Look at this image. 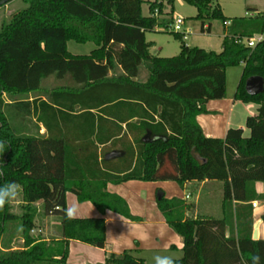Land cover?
<instances>
[{
  "label": "trees",
  "instance_id": "obj_1",
  "mask_svg": "<svg viewBox=\"0 0 264 264\" xmlns=\"http://www.w3.org/2000/svg\"><path fill=\"white\" fill-rule=\"evenodd\" d=\"M12 1L0 0V8ZM23 1L27 6L0 29V185L12 181L21 185L24 245L13 249L1 243L7 223L17 218L8 203L0 210V264H67L71 240L105 248L106 219H68L67 193H75L79 202H92L103 214L111 210L138 221L127 200L108 191V184L129 180H174L181 186L188 181H222V218H188L186 200L158 191V208L184 241L177 264H251L253 254L264 264V236L253 239L252 204L260 200L264 208V192L259 194L256 188L258 182L264 184V92L250 95L245 88L248 77H264V42L252 48L243 41L264 32V15L231 19L220 52L183 41L179 54L163 57L151 54L152 43L146 39L147 31H160L156 11L162 12L163 2ZM186 1L197 7L203 30L210 29L206 20L228 21L217 0ZM144 3H149V16L143 14ZM176 36L184 39L180 33ZM71 40L93 42L96 48L75 55L68 49ZM241 64L235 98L259 105L258 114L246 121L250 135L244 136L242 128H230L224 138L208 137L197 117L208 112V101L226 96L227 69ZM117 66L122 72L117 73ZM142 67L149 73L146 81L136 80ZM52 75L70 76L81 89L90 90V100L82 105L91 117L93 135L20 133L15 118L28 116H36L51 130L55 92L46 91L48 101H29L25 96L43 91V80ZM96 109L102 112L98 117ZM122 110L128 116H119ZM103 114L127 122L129 129L135 126L140 135L102 134L110 122L122 129ZM133 118L140 122L133 123ZM145 133H149L146 139ZM100 146H104L101 151ZM118 146L124 155L106 159ZM39 201L45 215L58 217L60 238L45 240L31 233ZM262 218L264 222V209ZM98 264L147 263L125 250Z\"/></svg>",
  "mask_w": 264,
  "mask_h": 264
},
{
  "label": "crops",
  "instance_id": "obj_2",
  "mask_svg": "<svg viewBox=\"0 0 264 264\" xmlns=\"http://www.w3.org/2000/svg\"><path fill=\"white\" fill-rule=\"evenodd\" d=\"M9 4H11V2L6 5ZM229 23L230 22L226 23L227 26ZM188 31L190 30L188 29ZM151 43L150 52L152 55L171 57L169 54H163V47L159 46L156 41H151ZM187 45L191 46L190 44ZM92 50L88 53L69 51L75 55H86L90 54ZM237 67H241V70L238 75V82L235 89L233 91H228L227 89L226 96L223 98L208 101V112L200 114L197 117L198 123L208 137L224 138L230 128H242L244 130V136L250 135V130L246 126V121L249 116L258 114L259 105L253 102H243L235 98V92L242 76L244 64ZM120 72H122V69L117 66V73ZM112 74L113 71L110 72V75ZM148 77L149 73L147 69L142 67L136 80L146 81ZM81 86L82 85L75 82L70 76L57 79L52 75L45 78L42 82L43 91L31 92L29 95L25 96V99L34 101L38 98L39 101H48L49 97L46 91L51 90L55 92V101L53 104L55 109L52 112L50 122L51 130L49 131L43 122H38L36 116H28L27 118H15V125L19 128L20 133L30 135L40 134L43 136H48L49 134L66 135L70 137H87L93 135L94 133L91 132L90 128L91 117L85 115L87 108H84L86 107L83 106L84 104L82 105V103H87L90 100L91 93L88 89V91L86 89H81ZM57 90H59V94L56 93ZM60 102L66 103L67 106L60 104ZM73 102H75V104L74 107L71 108ZM37 106H39V102ZM93 111L96 112L97 117L98 114H102V112H99L97 109ZM128 114L129 113L125 110L118 111V115L122 117L128 116ZM103 116L108 121H116L119 125H122V129L110 122L109 124L111 127L106 132L102 130V134H116L118 137L123 135L134 137L141 133L139 130H136L135 126L129 129L127 127V122H122L118 117L107 116L105 114H103ZM130 121L139 123L140 119L133 118ZM147 134L149 133H145L144 137ZM103 147L104 146H100L99 150L101 151ZM117 150L123 151L120 146H118ZM120 157L121 156L115 159ZM192 186L195 187L196 192L191 194L188 192V189ZM256 188L259 194L264 192V184L262 182H258ZM160 189L164 191L169 198L180 197L186 201L192 197V195H196V204L193 205L192 202L187 201L189 207L186 211V217L188 218L213 216L211 214L212 212H210L212 200L215 196H218L220 216L217 218H222L224 216L223 182L218 180L188 181L184 186H181L174 180H129L120 184H108V191L121 195L127 200L132 214L140 217L138 221L128 219L111 210H107L103 214L92 202H79L75 193L68 192L67 207L69 208L74 205L77 207L78 212L76 217H104L106 219L107 245L105 248H100L78 240H71L67 264L104 263L109 254L114 253L116 255H121L125 250H129L136 257L143 258L147 264H154L153 257L156 254L164 255L167 253L170 254L171 252H183L184 241L182 236L167 223L164 215L158 208L157 198ZM187 195H189V198H187ZM258 201L260 202L258 207L254 208V229L258 224V239H260L264 236V222L262 218L264 208L263 202L260 200ZM36 205L40 213L42 211V202L39 201ZM201 207L202 210L206 211L208 214L201 215ZM53 217L55 216L46 215V220H54ZM54 222L60 225L58 219ZM61 234L55 239L60 238Z\"/></svg>",
  "mask_w": 264,
  "mask_h": 264
},
{
  "label": "rangeland",
  "instance_id": "obj_3",
  "mask_svg": "<svg viewBox=\"0 0 264 264\" xmlns=\"http://www.w3.org/2000/svg\"><path fill=\"white\" fill-rule=\"evenodd\" d=\"M163 2L162 12H157L156 15L158 20L161 22V25L167 24L170 22L171 25H174V20L182 17L184 18V27L185 29L190 30L188 34V39L177 38L175 31H147L146 39L147 41H156L159 46L163 47V54H169V56H175L180 52L181 42H186L191 46H199L206 50H214L220 52L222 50V41L225 35L229 33L227 27V22L235 17H244V16H254L260 13L264 15V0H217L216 3H219L223 9L225 16L228 18V21L215 19V20H206L205 24L210 25V29H202V21L197 19L198 9L196 6L188 3L186 0H173L171 3L169 0H151ZM27 4L23 0H14L9 5H5L0 9V29L4 22H7L11 17L19 10L26 7ZM143 14L145 16L150 15L149 3L143 4ZM68 48L73 52H89L90 50L96 48V45L93 42L87 43H78L71 40L69 42ZM241 70V67H230L228 69V80H227V89L228 91H233L238 82V75ZM189 193H195V187H190L188 189ZM188 202L196 204V195H192ZM10 211L17 218L9 221L7 223V229L2 233L1 243L2 245H8L13 249L22 248L24 245L22 236H21V220L20 217L24 214L23 207V198L22 191L18 199L11 201ZM202 206V205H201ZM202 210V207H201ZM211 214L215 217L220 216V206H219V197L215 196L212 200ZM201 215L208 214L206 211H201ZM54 220H46V215L42 211L38 214L35 219V227L32 230V234L35 237L41 239H50L53 240L61 234L60 225L56 224L54 221L58 217H53ZM59 220V219H58ZM42 229V231H41ZM158 255V254H156ZM155 255V256H156ZM160 255V254H159ZM163 255V254H161ZM164 255H173L175 257L181 258L183 252H171L170 254Z\"/></svg>",
  "mask_w": 264,
  "mask_h": 264
},
{
  "label": "clouds",
  "instance_id": "obj_4",
  "mask_svg": "<svg viewBox=\"0 0 264 264\" xmlns=\"http://www.w3.org/2000/svg\"><path fill=\"white\" fill-rule=\"evenodd\" d=\"M2 175V172H0ZM21 195V185L15 181L7 182L0 185V210H3L5 205L18 199ZM78 209L74 205L65 210V215L68 219H74L77 216ZM154 264H177L178 257L173 255H156L153 257ZM251 264H261V257L253 254L250 257Z\"/></svg>",
  "mask_w": 264,
  "mask_h": 264
},
{
  "label": "built area",
  "instance_id": "obj_5",
  "mask_svg": "<svg viewBox=\"0 0 264 264\" xmlns=\"http://www.w3.org/2000/svg\"><path fill=\"white\" fill-rule=\"evenodd\" d=\"M158 11H156L157 13ZM228 23V22H227ZM158 29L160 31H175L177 33H180L184 36V39H187L188 34H190V31H188L187 29H185L184 27V18L179 17L177 19L174 20V25H171L170 22L169 24H165L162 26H159ZM244 43H246L248 46L250 47H256L259 43L264 42V32L261 33H257L255 35H253L252 37L249 38H245ZM187 198H189V195H187ZM259 201H253V207L256 208L259 205Z\"/></svg>",
  "mask_w": 264,
  "mask_h": 264
},
{
  "label": "water",
  "instance_id": "obj_6",
  "mask_svg": "<svg viewBox=\"0 0 264 264\" xmlns=\"http://www.w3.org/2000/svg\"><path fill=\"white\" fill-rule=\"evenodd\" d=\"M246 91L250 95H258L262 92H264V77L260 75H252L248 77L245 85ZM149 135H146L144 139H146ZM124 155L123 151L119 150H113L106 154L105 158L110 160L117 158L119 156ZM258 224L255 226L254 232H253V238L257 240L259 238L258 235Z\"/></svg>",
  "mask_w": 264,
  "mask_h": 264
}]
</instances>
